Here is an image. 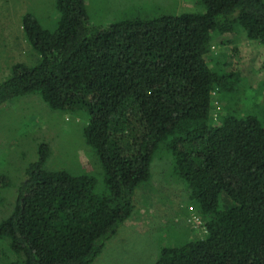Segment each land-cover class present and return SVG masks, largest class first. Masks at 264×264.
<instances>
[{"label": "trees", "instance_id": "trees-1", "mask_svg": "<svg viewBox=\"0 0 264 264\" xmlns=\"http://www.w3.org/2000/svg\"><path fill=\"white\" fill-rule=\"evenodd\" d=\"M195 4L197 12L129 10L106 26L90 23L85 0H54L50 25L21 17L37 60L11 65L0 106L37 94L78 115L99 166L46 168L50 148L39 143L0 220V264H90L131 216L161 145L204 234L160 247L154 264H264V96L229 61L208 59L228 33L264 45V0ZM214 93L223 102L215 120Z\"/></svg>", "mask_w": 264, "mask_h": 264}, {"label": "rangeland", "instance_id": "rangeland-1", "mask_svg": "<svg viewBox=\"0 0 264 264\" xmlns=\"http://www.w3.org/2000/svg\"><path fill=\"white\" fill-rule=\"evenodd\" d=\"M91 24L106 26L129 10L179 13L197 12L195 0H85ZM31 13L50 25L55 16L54 0H0V82L10 74L16 62L34 64L37 54L25 41L21 17ZM213 41L208 55L229 61L241 72L245 85L264 96V45L234 32ZM260 102L262 96L253 101ZM223 107L218 93L212 97V118ZM83 120L50 109L37 94H28L0 106V220L13 209L16 188L24 171L37 157L39 143L49 145L46 168L96 173L97 158L85 143ZM100 168V167H99ZM96 177V176H95ZM101 179V176H99ZM98 189L101 181L97 182ZM184 184L172 174V157L161 145L150 163V178L134 192L131 216L104 242L90 264H154L160 247L176 245L204 234L203 222L187 206ZM3 248V245H0ZM1 261V260H0Z\"/></svg>", "mask_w": 264, "mask_h": 264}, {"label": "built area", "instance_id": "built-area-1", "mask_svg": "<svg viewBox=\"0 0 264 264\" xmlns=\"http://www.w3.org/2000/svg\"><path fill=\"white\" fill-rule=\"evenodd\" d=\"M196 218H197V220L199 221V217L196 216ZM199 222H200V221H199Z\"/></svg>", "mask_w": 264, "mask_h": 264}]
</instances>
